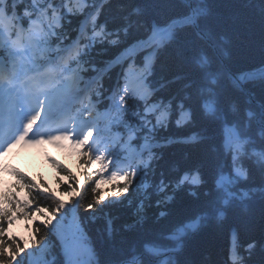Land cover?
<instances>
[{"label":"trees","instance_id":"16d2710c","mask_svg":"<svg viewBox=\"0 0 264 264\" xmlns=\"http://www.w3.org/2000/svg\"><path fill=\"white\" fill-rule=\"evenodd\" d=\"M85 1L58 25L52 47L61 52L78 35L74 66L81 85L92 81L86 97L96 109L113 89L118 97L124 67L144 69L152 53L147 100L123 94L119 116L120 132L136 134L135 150L147 141L136 159L147 166L103 189L84 163L57 165L59 196L30 189L36 208L57 212L46 250L20 264H264V76L247 77L264 70V0ZM3 19L11 33L21 28ZM153 26L165 33L148 47ZM148 104L167 119L146 115ZM230 130L238 155L227 146Z\"/></svg>","mask_w":264,"mask_h":264},{"label":"snow or ice","instance_id":"6c2138e0","mask_svg":"<svg viewBox=\"0 0 264 264\" xmlns=\"http://www.w3.org/2000/svg\"><path fill=\"white\" fill-rule=\"evenodd\" d=\"M24 3L25 0H0V18L10 19L13 25L19 24L21 28H26L28 21L36 19L38 13L41 12L51 19L53 11L56 10L59 14L61 24H63L65 17L69 21L72 19V15L66 13L63 8V0H60L59 8H57V0H27V4L30 7L21 8L18 12L17 9ZM9 7L11 11L8 10ZM41 25L47 30L48 24L43 20H41ZM14 35L15 33L13 32ZM40 43H43V41H37V44ZM13 47L18 48L19 46L13 44ZM4 51V48L0 47V72L7 70ZM12 66L15 67V64ZM0 83H7L9 88L12 87L11 82L7 80L6 76H0ZM36 87L37 85L33 84L23 89L24 103L26 106L29 104V96L32 90ZM5 92H7V89H5ZM15 99V94L11 98L7 95L0 96V136H7L14 132L22 116L20 115L22 109L16 107ZM39 115L32 114L23 122L22 130L15 135L14 139L8 143L3 151H0V157L5 156L19 145L33 149L35 146L46 144L44 141H38L36 143L28 142L30 134L39 122ZM65 143H67V138H65ZM30 156V152L21 153L17 159L23 157L27 162ZM28 166L31 167L30 164ZM94 166H99V160L95 162ZM17 173L21 172L13 170L11 173L17 180V183L12 185L11 189L4 191L3 186L0 185V264H20L21 259L25 258L28 253L42 249L48 239V233L57 215V212H52L42 207L36 208L30 191L32 187H35L41 191L50 190L59 196V193H56L54 187L56 179L53 181V187L48 188L46 187L47 183H37L24 175L17 178ZM23 177H26L32 183H27ZM66 197L67 194L65 197H60V199L67 202ZM63 206L61 205V207ZM38 223L43 225L42 229L36 226ZM41 231L45 232L44 236L40 235ZM14 233H18L19 235ZM25 233L28 234L25 236V239H20L19 236Z\"/></svg>","mask_w":264,"mask_h":264},{"label":"rangeland","instance_id":"374dc122","mask_svg":"<svg viewBox=\"0 0 264 264\" xmlns=\"http://www.w3.org/2000/svg\"><path fill=\"white\" fill-rule=\"evenodd\" d=\"M73 1V2H72ZM64 4L69 8V9H79L80 6L83 5L82 0H69L67 2V0H64ZM0 41L2 42V34L0 32ZM151 54H148L145 58V65H146V69H148L149 64H150V60L152 59ZM147 70H145V68H136L134 69L132 65L128 64L124 70H123V77H122V86H123V90H126L128 92H130L131 94H133L136 97H140V99L145 100V98L148 97L149 95V90L147 89L146 85H145V78L147 76ZM258 75H263L264 76V70L258 72H252L247 74L248 78H257ZM77 80L75 79V75L72 76H68L67 78V83L64 87L60 88V90L65 89V91L63 90L62 93L56 92L55 94H53V96L50 97V99L48 100L47 104L45 105V109H44V115L47 113H51L52 111L55 112H59L61 113H65V103L69 100L70 96L73 93V90L76 86ZM120 86V88L122 87ZM146 115H155V117L158 118V121H164L165 119H167V114L159 109V107L157 105H152V104H148L146 106ZM186 114H182L181 116V121H185L186 119ZM83 128H80V126L78 127V130H73L72 132L74 134H77L79 132H86L91 128V125H87V126H83ZM80 128V129H79ZM227 146L232 148L233 151L235 152V154L239 153L242 149V143L239 140V138L236 136V134L233 132V130H230L227 132ZM134 150L130 149L129 147L126 148V156L129 157L130 154H132ZM67 160H65V162L61 163V158H59L58 155H50L49 156V162H51V160H53L54 162H56L57 164L63 166L66 165V167L73 171L75 170L76 166H74L73 162H74V158L71 159L69 158V156H67ZM57 158V159H56ZM61 163V164H60ZM31 165V167H29L28 165ZM38 162L34 159V158H29L27 160V162L25 161V159L23 157H21L20 159H17L14 163V168L21 172V174L30 176V173H35V172H40L42 173V179L45 183H47L48 187L51 188L53 186V180L55 178V173H54V169H52L51 165L46 164L45 167L40 168L38 167ZM236 173L238 175H243L241 172L236 170ZM60 198V197H59ZM46 250V247L44 246L41 249V253H43ZM29 261H34V258L32 256L29 257Z\"/></svg>","mask_w":264,"mask_h":264},{"label":"bare ground","instance_id":"6f19581e","mask_svg":"<svg viewBox=\"0 0 264 264\" xmlns=\"http://www.w3.org/2000/svg\"><path fill=\"white\" fill-rule=\"evenodd\" d=\"M68 1H69V0H67V2H68ZM72 2H73V1H72ZM73 11H75V9H74ZM55 13H56V11H55ZM55 13H53V16L55 15ZM53 16H52V17H53ZM72 58H73V53L71 52V53H69L68 55H66V56L63 58V60H64V61H66V60H67V61H70V60H72ZM56 68H59V65H57ZM13 69H16V65H15V67H13ZM123 75H124V74H123ZM0 76H2V75H0ZM122 82H123V81H121V86L123 85ZM63 90L65 91V89H63ZM63 90L61 89V90L59 91V93H62ZM52 96H53V95H52ZM137 98L140 99V97H137ZM147 98H148V97H147ZM145 99H146V98H145ZM109 118H110V117H107V119H109ZM104 136L106 137L107 134L104 133ZM5 137H6V136H4V139H5Z\"/></svg>","mask_w":264,"mask_h":264},{"label":"water","instance_id":"95a60500","mask_svg":"<svg viewBox=\"0 0 264 264\" xmlns=\"http://www.w3.org/2000/svg\"><path fill=\"white\" fill-rule=\"evenodd\" d=\"M189 7H191V0H189L187 3H186ZM235 80L237 81V83L242 87V84L237 80V78H235ZM251 98V100H252V97H250ZM254 104H256L255 102H254Z\"/></svg>","mask_w":264,"mask_h":264}]
</instances>
